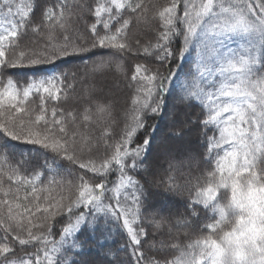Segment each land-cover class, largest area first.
I'll list each match as a JSON object with an SVG mask.
<instances>
[{"label":"snow or ice","instance_id":"6c2138e0","mask_svg":"<svg viewBox=\"0 0 264 264\" xmlns=\"http://www.w3.org/2000/svg\"><path fill=\"white\" fill-rule=\"evenodd\" d=\"M0 264H264V0H0Z\"/></svg>","mask_w":264,"mask_h":264},{"label":"trees","instance_id":"16d2710c","mask_svg":"<svg viewBox=\"0 0 264 264\" xmlns=\"http://www.w3.org/2000/svg\"><path fill=\"white\" fill-rule=\"evenodd\" d=\"M172 104H173L172 97H168V106H169V109L171 108ZM193 111L195 113H199V109L198 108L197 109H194ZM155 123L157 125H159V128H160L161 132L165 131L167 129L168 124L170 123V118L168 116L167 111L163 114L162 118L157 119L155 121ZM191 140L193 141V143H195L196 137H195L194 134L192 135ZM30 149L33 150V152H35L34 147L31 146V145H19L18 146V150H23V151H25V153H27Z\"/></svg>","mask_w":264,"mask_h":264}]
</instances>
